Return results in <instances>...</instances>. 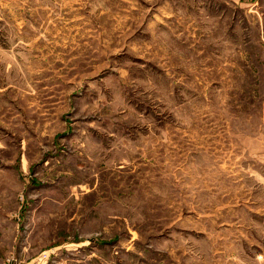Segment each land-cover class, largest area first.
Listing matches in <instances>:
<instances>
[{"label":"rangeland","instance_id":"1","mask_svg":"<svg viewBox=\"0 0 264 264\" xmlns=\"http://www.w3.org/2000/svg\"><path fill=\"white\" fill-rule=\"evenodd\" d=\"M264 264V0H0V264Z\"/></svg>","mask_w":264,"mask_h":264},{"label":"built area","instance_id":"2","mask_svg":"<svg viewBox=\"0 0 264 264\" xmlns=\"http://www.w3.org/2000/svg\"><path fill=\"white\" fill-rule=\"evenodd\" d=\"M6 264H14L13 260H8ZM34 264H38V263H34Z\"/></svg>","mask_w":264,"mask_h":264}]
</instances>
